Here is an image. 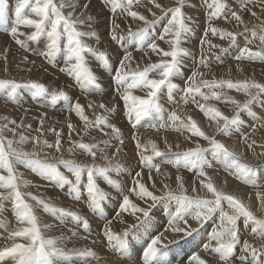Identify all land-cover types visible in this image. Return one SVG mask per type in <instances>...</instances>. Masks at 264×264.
<instances>
[{
    "label": "rangeland",
    "instance_id": "obj_1",
    "mask_svg": "<svg viewBox=\"0 0 264 264\" xmlns=\"http://www.w3.org/2000/svg\"><path fill=\"white\" fill-rule=\"evenodd\" d=\"M95 1L98 4V5L97 4L94 5L95 12L97 13L96 16H94V15H92V17L89 16V17H91L90 21L88 19L89 17L86 18L85 20H83V24H79L77 26V30L81 31V32L95 33L94 36L82 37L81 39H82L83 43L87 44L92 49L96 50L98 53L106 54V57H107L106 60H102V59L98 58L97 55H94L91 53H84L83 54L84 58H85V64L90 69V71L95 75L96 80H97L98 84L100 85V90H97L94 86L89 85L86 81H83V80L78 81L76 79L75 74L72 71L65 70V69H69V67H70V65L68 63H66V53L63 50V43L66 42V37H62V40H61L62 51L57 53V55L55 56V58L53 60L49 61L44 55L40 54V53L46 51V45L49 43L47 36L42 35L36 41H31L28 39V35H30V33L32 31H34V29H32L30 27L21 26L19 30L21 32H24L25 35L20 36L19 39L24 42V47H22L20 44H17L15 42V40L12 39V36L8 34V32L2 31V32H0V36L5 37V38L7 37L6 39L3 38V41H7V39H9L8 41L13 43L14 45L16 44L17 45V46L15 45L16 50H18L20 52H24V54H27L26 55L27 58L36 60V63H38L39 69L43 72L40 74V76H43L42 78H44V79L41 80L42 78H40V79L35 78L33 81L31 79V77L29 76L27 78V80L21 81L22 82L21 83L19 80L20 78H14V77L8 78L9 77L8 74H6L4 76V78L0 77V79H8V80H13V81L15 80V82L17 81V83H21V84L29 82V81L44 84L45 87L48 89V92L43 94V95H40V96L48 104L40 103V98H39V96L37 97L36 95H34L33 89L28 88V87H23V88H20L17 90V95H16L15 100H10L7 97L6 93L4 95H5V98H7V99L6 100L3 99L4 98L2 95L3 91H0V99L4 100L5 102L10 103V105L12 104L15 106H21V109H12V108H9L8 106H5L1 103H0V108H6V111L23 110L24 108H26L27 111L25 110L26 112L25 111L24 112L29 114L28 111H29V109L31 110L30 107H37L38 109H40V112H41L39 117H38L39 120H42V121L45 120L46 121L48 119V116L46 114H53L52 116H54V115L55 116L60 115L61 117L63 116L62 118L64 120H66V122L71 117L75 118V113H74L75 111H71L70 106L74 105L77 102L78 103L80 102L81 106L85 105L86 108L84 106L83 107L86 110L89 109V111H91V110L93 111V112H91L92 113L91 116L88 118L89 121L93 122V126L87 128V129L86 128L84 129L85 122L81 121V130L82 131L80 130V133L76 136V138L69 139L68 140L69 142L67 143L68 145L65 144V146H63V148L62 147L60 148V151L62 150L61 152L60 151L58 152L55 148V144H52V145H54L53 152L57 153L56 154V160H54L56 163H53V161H49L48 163L56 164L58 171L65 177V180L70 182V183L62 182V181H59L57 179L49 178V180L45 179L43 181L40 179V181H41L40 186L36 185V184H32L30 182L31 179L39 178V177H42L43 175H41L39 172L33 171L30 167H26L24 170H27V173L30 175L31 179L29 181L30 185L28 184L24 187V183L22 181V176H20V173L16 169L17 167L21 166L22 164H16L14 167H15V173L19 178L18 179L19 181H17L19 184V191L21 192L23 198L30 197L29 198L30 200H32V201L34 200L37 203L36 199H31L32 197H35L33 195L34 194L33 192L36 191V188H35L36 186H38V190L41 192L42 196H44V194H42L44 192V190H43L44 188L46 190H51L52 192L55 191V194L48 196L47 199L44 196L43 201L45 203L51 205V206H54L52 203L55 201L54 207L59 208V209H63L64 212H66V213L71 212V213L77 214L80 218L78 223L80 224L81 229L84 230V233L86 232L85 233L86 235H88V236H83L84 238H82V239H84V241L85 240L89 241L88 242L89 248H90L91 243L96 241L102 246L103 250L106 249L108 251V245L110 243L107 240V237L105 236L104 232L106 230L110 229L113 234L120 235L118 231H115V229L112 228V226H111L113 224L112 221L114 218H116L118 216L119 213H121L123 211V209H121V208H122L124 197L127 196L130 200L131 194L139 192V188L134 182L136 180H139V181H141L140 183H143V177L144 176H141V178L137 177L135 172L141 171V175H143V171L140 169V164L143 165L141 163L140 153L142 152L145 156H151L150 153L147 152L145 147H144L145 146L144 144H147V142H149L147 137H149L150 133L154 134L153 136H155L156 138H159V139H161L165 136H169L170 132H173L174 135H176V136L182 135V134H179L180 131H176V130H174V128H172L173 122L168 119L169 115L172 112H176L179 116H181V112L173 104V101L176 98L177 94H181L180 96H185V102H184L185 106L183 105L184 107L183 106L182 107L185 110H189L190 112H193L195 110L194 106H197V104L199 103V104L212 105L213 108H218V110L222 114H224L225 116H228L230 118L238 114L239 120H240V125H239V128H238V125L232 126V134H233V136H239L238 138H242V139H240L241 141H244V140L248 141L249 140V142L252 143V140H254L257 136L264 135V112H263L264 111V109H263L264 108V94L260 95L259 98L255 102H253L249 106L248 109L245 110V109L238 108L237 104H234L231 102L234 100V101H237L238 103H240V105H243L245 103V101H247L249 99V96L243 90H237V89L230 90L226 84L219 87V88H209V87L201 84L202 80L212 81L214 79V78L213 79L210 78L209 76L208 77L205 76L204 74L206 73V71L212 72V73H215V72L221 73V72H224V70L230 69L231 66L234 67V68L232 67V69L249 66V68L246 69L245 72H251L250 70H252V71H255L256 74L255 75H252V74L243 75V73H236V72L234 73V71L232 70V73H233L232 78H227V79L222 78L221 80H224V81L230 80L233 83L245 82V81L264 83V81L262 80V78L264 77V75L262 74V72L264 71V65H263L264 60L247 59V58L240 59V60L236 59V57L240 53V49L244 48V47L249 48L253 52L264 50V44H262L261 40H260V37L262 35H264V31H262V28H264V0H220L221 3H225L227 5L226 13L229 15V19H225L224 14H222L220 17H211L210 16V12L212 11V9H210L208 7V4L211 3V0H195L194 2H192L191 0H183V9L182 10L185 14L186 23L188 24L190 31L182 36V39L180 42V47L186 51V54H181L178 72L176 75H174L172 77V83L177 85V87L168 88L167 86H165V87H162L158 93V103L162 108V113L160 114V116H162V119L160 117H158L155 113H153L152 115H149L147 117H142L140 122L138 124H136L135 127H133V123L135 122V116L133 114V116L131 117V122H130V117L128 115V111L125 108V102L121 99V96L124 93L123 91L125 89H124V87H120L119 89H117V84L114 81L115 69L119 66L120 60L123 59L125 57V55H127L129 53V54H131L132 57L134 56L135 59L133 60V62H131V64H128L127 61H125V69H124V71L129 72L128 82L131 83V72H134L137 70L142 71L148 65L159 63L162 59H168V60L171 59L170 57H167V58L163 57L162 54L159 56V58L156 59V56L159 53L153 52L148 47V45L152 42H155V43L157 42V44L160 42L158 44L160 49H163L165 51L171 50V46H169L170 43L167 45L166 42H162V40L159 39L160 35L163 33L164 27L168 23L169 17L171 16L170 13L165 14V12L164 11L161 12V10L166 7L165 3H167L168 1H169L168 5L170 3L171 4L169 6H167L164 10L177 6V0H173V2H172V0H163V1L155 0V2H152V0H138L137 3L133 4V6L130 10L138 12L140 15H143L149 21H152V20L156 19L157 17H160V19L157 20V22L149 29V34L145 38L144 41H140L138 36H136V35H129V32L135 34L138 32L139 29L144 28L145 27L144 21L132 18L131 16L127 15V11L124 10L123 8H117L114 12L113 11V0H95ZM9 2H10L9 3L10 11L8 13V24H9L8 26L10 29V27L12 25V21L15 18V16H14L15 0H9ZM55 2L59 5L60 0H57V1L55 0ZM117 2L123 4L126 2V0H117ZM157 2H159V4L161 3L160 5H163V4L165 5L160 9V11L159 10L152 11L153 9L147 8L148 6H151L153 3H157ZM242 2L244 4L243 7H241ZM84 5L85 4H83V7H81L82 10H84ZM80 6H82V4ZM80 6H78V7H80ZM82 10L80 12H82ZM62 11L65 13V15H67L65 9H63ZM231 11H236L237 14L241 16L243 22L241 23V22L236 21L234 18H231L230 17ZM249 12H251V13H249ZM152 13H155L156 15L154 16ZM253 13H255V15H253ZM33 18H36V17H33ZM116 25H118L119 27H115ZM100 26H103V27L100 28ZM212 28H216L218 30L215 35H213V33L211 31ZM246 28L248 29V31H245ZM221 31L226 32V33L227 32L235 33L236 34L235 42L233 43L231 38L227 37V36L222 38L220 35ZM253 31H255V33H256L255 36H253V34H252ZM5 33H7V34H5ZM113 35H115L117 38L113 39ZM200 37H202V38H200ZM1 40H2V38H1ZM210 42L213 44L211 45ZM192 45H193V47H192ZM0 47L1 48L3 47L2 49L0 48L1 49L0 55L2 53L3 54L2 58L4 59L5 58L4 52L7 51V49H5V48H7V45L5 46L4 44L0 43ZM224 54L229 55L230 56L229 59L227 58V56L223 57ZM183 56H185L187 58H185ZM205 57L207 58L206 61L203 60V58H205ZM221 58L223 59L222 63H221ZM196 62L197 63L199 62V63L197 64ZM71 63H75V61H72ZM240 63H242V65ZM12 64L18 70L17 71L18 76L22 75L21 77H23V79L26 78V71H28V70L30 71V68L29 69L26 68V70H25L24 67L22 68L20 66L21 63H13L12 62ZM181 66H183L185 72H182ZM226 67H228V68L226 69ZM20 69H22L21 70L22 73H21ZM2 70H3V68H0V73L2 72ZM193 73H197V75L195 77V81L196 80L197 81H196V84H194L192 86H194V87L199 86L200 92L203 93L204 95L209 96V97H211L212 91H217V92L220 91L221 92V99H223L226 102L222 101L219 103V102H217L218 100L212 99V98H210L208 100H204L203 97L199 93H193V94H187L186 95V93L184 92V89H185V87L189 86V84H191V82L188 80V78H189V76H192L191 74H193ZM201 73L203 75H200ZM258 75H260V76H258ZM49 76L51 78L55 79V81H56L55 84L52 83L51 79L48 80ZM198 76H199V78H198ZM149 78L150 79H158L159 76L157 73L151 72V73H149ZM61 91L64 92L68 96V98H69L68 100H64L63 98H57L54 100L52 98V93H56L58 95L59 92H61ZM129 91H130L131 95H133V96L146 98L148 89L143 88L141 86V87L129 89ZM249 91L253 92V93L256 92L255 89H250ZM188 95L195 96V101L194 102L190 101L187 97ZM105 96H106V98H105ZM34 97H35V99H34ZM87 97L88 98L90 97L91 99L90 98L88 99ZM227 97H229V98L227 99ZM100 98L105 99V101H106L105 103H103V105H104L103 108L99 107L98 109H93L92 106H91V108H89V105H91L92 100H100ZM82 103H84V104H82ZM106 108L112 109V110L108 111ZM225 108H226L227 112L224 111ZM96 110L98 112H96ZM223 111H224V113H223ZM64 114H65V116H64ZM98 116L107 117L108 123L111 125H114L115 127H117L120 130L119 138H117V135L112 132V129L110 127H105L103 125H96L95 124V121H96ZM43 117L46 119H44ZM26 118L21 117V116H16V115L12 116L13 125H12L11 131L13 130V127H16L14 129L15 134L13 133V137H12L13 138L12 140L14 141L13 146L18 148V149H21L23 151L29 152V153L35 151L37 153V158L42 157V159H43L52 151V148L50 150L48 148V151H47L45 148L46 146L39 143V142L46 141V136L44 135L46 132L43 129L41 133L36 134L37 130H39V129H37L39 120L35 122L36 123V129H35L33 127V124H31L29 122L26 125L24 123H22L24 121V119H26ZM152 119L154 120V124L152 125V128H151V123L148 124V121L152 120ZM145 122H147L148 125H146ZM161 123L164 124L163 128L160 127ZM175 123H177V122H175ZM185 123H187V121H185ZM221 124H223V121L221 122ZM143 125H145V126H143ZM142 127L143 128L145 127V128L143 129ZM22 128H24V132L22 131ZM54 128H50V133H52V135L55 138L54 139L55 141L52 140L53 141L52 143H55L56 139H57L55 133H60V136L62 134V138L64 136H66V138L68 136L70 137L72 134V131L69 129H68V131H61L60 128H58V129L56 127H54ZM145 129L147 131H144V132L141 131V130H145ZM70 131H71V134H70ZM65 132H67V133H65ZM176 132H178V134ZM21 134H23L26 138L36 137L38 140L36 139L33 142H31V141L26 142L27 141V139H26V141L24 142L26 147L28 148L26 150L23 148L24 143H16L17 141H19ZM134 136H135V140L133 138ZM195 136L196 135L190 136L189 139H191ZM208 136H211V135L208 134ZM92 137L94 139H92ZM97 137H99V138H97ZM88 138H89L88 145H93V144L97 145V147L94 149L95 151H97L94 159L90 154L86 153L85 151H83L79 147L75 146V144L79 143V142H82V143L84 142V144H87V142L84 139H88ZM217 138L220 139L222 142H227V140H228V139H226V136H223V135H220ZM16 139H18V140H16ZM98 139H102V140L98 141ZM136 139L139 141V143L142 146L140 149H137ZM91 140H92V142H91ZM94 140H95V143H94ZM121 140L124 142L123 145H125V151L119 157L120 159L119 158L118 159L121 160V158L123 157V155L126 152L127 146L132 145V146H134V152L135 153L132 154L131 160L133 162H135L137 167L131 173V177L129 179L128 185H125L124 184L125 180L123 181L122 178L119 176L121 169L126 171V167L123 164H118V165H120L119 170H116L115 168H113V170H111L107 174V177L100 176V175L95 176L94 179H95V182H96L98 188L105 194V197H106L103 200V201H106V203L105 204L101 203V207L111 208L113 206L115 200L117 202L116 204L118 205V209L116 208V211H114L113 213L111 212L112 214H110V215L109 214H103V212L101 211V207L99 209L93 210L89 205V199H87V192L85 190V185L87 184V180L83 181L82 184L79 183V188H80L79 199H77L75 197V195L70 194V189H71L72 185H74L76 183V176L69 168L65 167L63 164H60L59 161L61 159L71 160V159H69L70 156L81 154L84 157H86L85 158L86 160L89 159L88 161L93 163L97 159V157L99 158L101 155H102L101 157L105 156L106 153L110 150H111L110 152H111L112 156H115V155H113V151L116 149L115 150L116 153H117V151L120 152V150L123 146V145H121L122 144L120 142ZM105 141H107V144L104 143ZM62 142H63V140L61 141V143ZM115 142H117L118 145L114 146ZM32 143H34V147H33ZM49 144H51V142H49ZM110 144L112 146H110ZM243 144H244L243 146L246 147L245 143H243ZM70 148L72 149L71 152H69ZM76 148H77V150H76ZM75 150H76V152L74 153ZM44 151H46V152H44ZM163 151H165V150H163ZM42 153L44 155H42ZM102 153H104V154H102ZM164 153H166V152H164ZM45 154H47V155H45ZM99 154H101V155H99ZM245 155L251 156L248 153H245ZM118 159H117V161H118ZM260 159H261V155L259 156V159H258L259 161H254V163L256 165H260L258 167V169H260V171L263 172L264 171V155H263L262 160H260ZM44 160L45 159H43V162H44ZM108 160L109 159H105L103 161V163L104 164L111 163L113 165H117V164H115V161H113L114 162L113 163V162H108ZM106 161H107V163H106ZM117 161H116V163H118ZM92 163L88 162L86 165H91ZM93 165L96 166V164H94V163H93ZM103 166L104 165L102 164L101 167H103ZM0 172H1L0 175L7 176L6 170L0 169ZM197 172H199V170ZM82 173L86 174V175H83L82 177H87L86 169L82 170L81 175H82ZM260 179H262V178H260ZM109 180L114 181L115 184L109 183ZM36 181H38V179H36ZM262 183L263 182L257 183L259 186L256 184L257 190L259 189V191H262V188H263ZM67 185H68V187H67ZM31 186H33V187H31ZM21 188H22V190H21ZM63 189H64V191H63ZM133 189H135V191H133ZM27 190H29V191H27ZM158 190L159 191L161 190L159 194H158V192H159ZM9 191L10 190L0 189V192H4L6 194ZM166 191L167 190L163 189V188L151 190V192H153V194L157 195V196H163L164 195L163 192L165 193ZM58 192L62 196H60ZM58 196L60 198H58ZM10 201H11V203H10ZM164 201L166 202L167 205L175 204V201H172V202H169L167 200H164ZM76 202L80 204L81 208L78 209V211L71 210ZM149 203L151 204V206ZM63 204H65V205H63ZM82 204L86 207H90L91 210L84 209ZM159 204H160V202H157L155 205H159ZM145 205H148V206L145 207ZM145 205H143L141 208L149 211L148 216H150L152 214V212L154 211L152 209V206H153L152 200L149 199L148 203H146ZM13 208H15L14 196L10 197L9 199L4 200L3 202H0V250H2L4 247L11 246L13 243H22L23 241H25L26 243L28 242L22 238H16L17 240L16 239H10V235L12 232L19 230L22 227L28 226L27 224L20 223V221L17 219L16 214L13 212ZM42 208H43V205H42ZM146 208H148V209H146ZM43 210H44V208H43ZM126 211L132 212V210L130 208ZM44 212L55 218V220H50V223L53 221L57 222L56 223L57 227L51 226L47 229H56V230H60L63 233H65V235L62 236V241H61L62 244H64L63 246H66V244H67V246L73 244L74 240H73V242H69L65 238V236L68 235L67 232H69L71 230V227H72V230L70 232H72L74 229L73 228L74 227L73 222H72L73 217L68 216V215H63L61 213H50V212H47L45 210H44ZM163 212L165 213V210ZM87 218H91V219L89 220ZM142 218H145V216L142 215ZM142 218L140 217V219H142ZM259 218H261V217H259ZM84 221H87V225H88L87 228L84 227V223H83ZM2 223L4 226L2 225ZM68 223L70 226L68 225ZM237 227H238L240 243L242 242V240L247 241V240L251 239V240H253L254 245L258 249H260L261 247H264V238L254 236L252 234V232H251L252 225L250 223L248 225H246L243 218H241L237 222ZM137 231H138V228L135 229V231H134L135 236H138L141 233L142 229L139 230L138 232ZM241 235H243V237H240ZM46 238H56V237L48 236ZM59 238H61V237H59ZM93 238H95V240ZM132 240L135 241V237L132 238ZM199 241L200 240H198L197 243ZM149 242L147 243V247H148ZM197 243L194 244L193 247L188 250L189 252L192 250H194V251L189 253L187 256H185L186 261L190 260L191 257L194 256L197 252H200V251H197V249H195ZM177 244L178 243H176V241H175L172 244H170L169 248L173 245L175 247ZM169 248L164 249V253ZM90 250L94 253V255L91 256L92 259H94V258L100 259L99 258L100 256L96 255L97 252L93 251L92 249H90ZM107 253H108V255H110V252H107ZM95 255H96V257H95ZM168 257H169V255H167V257L165 259H169ZM9 260H7L6 263ZM258 260H260V261L262 260L261 264H264V255L259 256ZM136 261L138 262L137 259H136ZM169 261H171V260H169ZM169 261H166L165 263L167 264ZM78 262H81V261L79 260ZM129 263H130V260L126 262V264H129ZM238 263H240V262H238ZM174 264H178V261L175 262Z\"/></svg>",
    "mask_w": 264,
    "mask_h": 264
},
{
    "label": "snow or ice",
    "instance_id": "obj_2",
    "mask_svg": "<svg viewBox=\"0 0 264 264\" xmlns=\"http://www.w3.org/2000/svg\"><path fill=\"white\" fill-rule=\"evenodd\" d=\"M138 0H126L125 3H119L117 0H113V11L117 8H123L127 11V15L132 18L139 19L144 21L145 27L138 30L137 33L133 34L129 32V35L138 36L140 41H144L149 34V29L160 19L149 21L143 15H140L136 11H131L134 3H137ZM155 2V0H152ZM244 4L242 2L241 7ZM77 7L76 4L72 3L71 0H60L59 5L55 0H15L14 6V16L15 19L12 21V25L9 29L8 27V13L10 11L9 0H0V31L8 32L9 35L15 40L17 44H20L24 47V42L19 39L20 36H24L25 33L21 32L19 29L21 26L30 27L34 29L28 35V39L31 41H36L40 36L46 35L49 43L46 45V51L40 53L44 55L49 61L53 60L57 53L62 51L61 40L62 37H66V42L63 43V50L66 53V63L70 65L69 69L72 71L78 81H86L89 85L94 86L97 90H100V85L98 84L95 75L90 71V69L85 64L84 53H91L97 55L98 58L106 60V54L98 53L96 50L92 49L87 44L83 43L82 37L94 36L95 33L81 32L77 30L79 24H83L78 16L74 17V11ZM89 4H85L84 8L87 9ZM156 8H162L159 3H155ZM208 7L212 9L210 12L211 17H220L224 14L225 19H229V15L226 13L227 5L221 3L220 0H211V3L208 4ZM71 9L67 12V15L62 11V9ZM183 0H177V6L162 9L165 14L170 13L171 18L168 20L167 25L163 29V33L160 35L159 39L164 40L167 43H170L171 50L165 51L160 49L158 44L152 42L148 47L153 51L159 54H162L163 57H170L171 59H162L159 63L150 64L142 71L137 70L131 72V83L128 82L129 72L124 71L125 61L131 59V54L125 55L123 59L120 60L119 66L115 69L114 81L117 84V89L124 87V93L121 96V99L125 102V108L128 111L130 117L135 116V122L133 127L136 126L141 120L142 117H147L155 113L158 117L162 119L160 114L162 113V108L158 103V93L162 87L167 86L168 88H175L177 85L172 83V77L177 74L180 62L181 54H186V51L180 47V42L182 36L190 31L188 24L186 23L185 14L183 12ZM83 13H81L82 15ZM155 16V13H153ZM255 15V13H253ZM36 17V18H33ZM230 17L234 18L238 22H243L240 15L236 11H231ZM89 21L91 17L88 18ZM115 27H119L116 25ZM213 35L217 33L216 28L211 29ZM245 31H248L246 28ZM264 31V28H262ZM253 36L256 35L253 31ZM221 37H230L233 43L236 40V34L231 32H220ZM167 37H171L170 40ZM117 37L113 35V39ZM261 43L264 44V35L260 37ZM261 59L264 60V50L253 52L249 48L244 47L240 49L239 55L236 57L237 60L240 59ZM27 59V58H25ZM206 57L203 60L206 61ZM75 61V63H71ZM7 71V69H5ZM155 72L158 74V79H150L149 73ZM197 73H193L192 76L188 78L191 82L189 86L185 87L184 92L186 94L199 93L204 100L210 98L220 100L221 94L217 91L211 92V97L204 95L200 92L199 86H192L196 84L195 77ZM200 75H203L202 73ZM201 83L204 86L209 88H219L223 85H227L229 89L243 90L248 96L249 99L245 101L243 105H240L237 101H231L234 104H237L238 108L248 109L249 106L255 102L260 95L264 94V83L257 82H236L232 81H217L213 79L212 81L203 80ZM143 87L148 89L147 97L141 98L138 96L131 95L129 89L136 87ZM23 87H28L34 90V95L39 96L48 92V89L44 84L38 82H27V83H17L13 80L0 79V91L6 93L7 97L10 100H15L17 95V90ZM250 89H255L256 92H250ZM52 98L55 100L57 98H63L68 100V96L64 92L52 93ZM202 111H205V114H213L212 119L223 121V124L219 126V131H222L224 134L228 133V130L233 125H238L240 123L239 115L233 117H228L223 115L219 110L215 108H208L205 110L203 104L197 105ZM91 108V105H89ZM100 107H104L103 104ZM71 111H75L76 115L85 122V128L93 126V122L89 121L88 117L84 115V111L80 103H75L70 106ZM111 111L112 109H107ZM4 119H7L4 117ZM168 119L173 122L172 127L176 131L187 130L193 133L196 136L202 137L203 139L209 142V148H201L197 146L195 149H190L182 153L175 154L176 158L173 161H166L173 164L174 167H179L183 165L186 168H198V176L204 177L200 181L202 187L206 188L209 193L212 194V199H202L199 196L191 197L185 194L184 185L181 177H177V182L179 184V193H175L172 190H168L164 193L163 196L154 195L153 192L149 191L143 183H140L139 180H136L134 183L138 186L139 192L137 195L143 198H150L155 205L157 202L162 200H167L169 202L175 201L177 207L176 212L173 215V220H179L184 218L185 214L193 215L198 222L206 221L214 214L219 213L220 224L217 229H214L210 234V240H215L216 245L212 247L211 244L204 245L205 249L211 248V250L218 254L219 260L223 264H232L233 261L239 260L240 264H261V261L258 260L259 256L264 255V247L258 249L253 244L245 241L242 247V253L238 257L234 256V248L238 242L239 233L237 222L243 218L246 225L249 223L252 225L251 232L254 236L264 238V218H257V216L249 210V207L245 205L240 199L231 194H226L222 190H218L214 187V184L210 177H207L206 172L204 171L205 167H211L210 161L207 159L206 154H210L213 159L217 161H223L229 169H235V174L238 179H243L245 183L253 184L254 180L252 179L254 173L252 168L249 165H245L239 162L237 159V153L233 150H230L225 144L218 141L213 137L207 136L201 129L197 126V123L192 120L191 117H188L187 123L179 116L176 112H172ZM175 122H179L178 124ZM96 125H103L105 127H110L112 132L117 135L119 138L120 130L111 125L107 121V117L98 116ZM6 127V125H5ZM160 127L163 128L164 124L161 123ZM69 129L72 130V125L69 124ZM3 129H0V169L6 170L7 176L0 175V189L10 190L7 194L0 192V202H3L6 199L14 196L15 198V209L17 219L22 224H27L28 226L22 227L19 230H16L11 233L10 239L22 238L27 243H13L11 246L4 247L0 250V264H6L7 260H12L14 264H65L67 259L72 254H78L81 256H93L94 253L91 250H86L85 252H78L75 249H64L59 245L62 241L61 238H45L42 235L41 227L39 226L38 218L34 214L32 207L27 204L19 191L18 176L15 174V165L23 164L30 167L33 171L39 172L43 176H47L52 179H57L62 182H68L65 180V177L58 171L56 164L47 163L41 161L37 158V153L26 152L21 149H18L13 146L14 141L6 139L2 135ZM15 134L14 130H12ZM57 140L55 142V148L57 151H60L61 148V139L60 133H55ZM70 138V137H69ZM135 139V136L133 137ZM26 137L21 134L19 141L16 143H24ZM37 138H33L35 141ZM123 143V141H120ZM48 148H52L54 145L47 144L46 141L39 142ZM107 144V141L104 142ZM137 149H140L142 146L137 140ZM151 143V142H149ZM76 147H79L86 153L90 154L93 159L96 156L95 148L97 145H88L82 142L76 143ZM169 151L171 146L169 145ZM251 147V145H249ZM152 156H145L142 152L141 163L148 167L150 170L155 168L159 172V165H154L152 160L154 157L163 156L164 153L157 150L155 143H151ZM72 149H69L71 152ZM60 164H63L65 167L69 168L76 176V183L72 185L70 189V194L75 195L77 199L80 197V175L82 170L87 171V184L85 185V190L89 197V205L93 210L99 209L101 207V202L106 198L105 194L98 188L95 182V176L100 175L107 177V174L115 168L116 170L120 169V165H111L109 164L106 167H99L95 165H82L72 160H63L59 161ZM137 177L141 176L140 172L136 173ZM151 179V176L149 177ZM70 183V182H68ZM109 183L115 184L114 181L109 180ZM154 186V185H153ZM168 186L165 185V188ZM135 191V189H133ZM193 192L196 191L195 187L192 189ZM38 204H42L45 211L50 213H61L63 215L72 216L75 220L79 221V216L75 213L64 212L63 209L56 208L51 206L44 201L39 200L36 197ZM257 199L261 201L262 207H264V193H257ZM227 203L228 207L232 209V213L224 211L223 204ZM131 209L133 213L142 212L145 217H148L149 213L147 210L138 208L136 205L132 204L127 196L123 199L122 209L128 210ZM194 210V211H192ZM84 227L87 228V221H84ZM185 223L187 221L185 220ZM50 225H44V228H49ZM175 231H184L186 235H189L185 229H175ZM105 236L109 243L116 249L125 248L128 244L127 236L128 231H125L124 234L115 235L111 232L110 229L105 231ZM160 243V237L154 238L151 243L148 244L144 252V264H150V261L158 253L157 245ZM192 260L198 262V264H210V261L202 259L198 255L191 257Z\"/></svg>",
    "mask_w": 264,
    "mask_h": 264
},
{
    "label": "bare ground",
    "instance_id": "obj_3",
    "mask_svg": "<svg viewBox=\"0 0 264 264\" xmlns=\"http://www.w3.org/2000/svg\"><path fill=\"white\" fill-rule=\"evenodd\" d=\"M161 1H163V0H161ZM191 1L194 2L195 0H191ZM71 2L77 5V7H76V9L74 11V17L73 18H75V17L78 16L81 20H85L89 16H91V17H92V15L96 16L97 13L95 12L94 5H96L97 3H96L95 0H72ZM172 2H173V0H172ZM86 3L89 4V7L87 9L84 8V10H82L81 7H83V4H86ZM157 3H159V2H157ZM168 3H169V1L167 3H165L166 4V7L171 4L170 3L168 5ZM81 4H82V6H80ZM78 6H80V7H78ZM161 6L163 7L165 5L163 4ZM147 8L153 9L152 11H154V10H156V11L159 10L160 11V9H161V8H157L156 9L155 8V3H153L151 6H148ZM81 10H82V12H80ZM65 11L67 13L68 11H71V9L65 8ZM161 12H162V10H161ZM81 13H83V14L81 15ZM249 13H251V12H249ZM170 17H169V19H170ZM102 27L103 26H100V28H102ZM0 32H2V31H0ZM5 34H7V33H5ZM1 38H2V40H1ZM3 38H5V37L0 36V43L4 44L5 46L7 45V48H5V49H7V51L4 52V54H5V56H4L5 58L4 59L2 58L3 57V54L1 53V55H0V68H3L2 72L0 73V77H3L4 78V76L6 74H8L9 75L8 78H11V77L20 78L19 79L20 82L21 81H24V80H27V78L29 76L31 77V79L33 81H34L35 78H38V79L42 78L43 76H40V74L43 73V72L39 69L38 63H36V60L27 58V56H26L27 54H24V52H20V51L16 50V48H15V45L16 44L14 45L10 41H8L9 39H7V41H3ZM200 38H202V37H200ZM167 39L170 40L171 37H168ZM162 42H165V41L162 40ZM166 44L168 45L169 43L166 42ZM212 44L213 43H211V45ZM192 47H193V45H192ZM160 55L161 54H158L157 55L158 57L156 56V59L159 58ZM226 56L229 59V57H230L229 55H226V54L223 55V57H226ZM183 57H185V56H183ZM25 58H27V59H25ZM185 58H187V57H185ZM134 59H135V57L134 56L133 57L131 56V59L129 61H127V63L128 64H131V62H133ZM222 61H223V59L221 58V63H222ZM12 62L13 63H21L20 66L22 68L24 67L25 70H26V68L27 69L30 68V71L29 70L26 71V78L23 79V77H21L22 76L21 74H20L21 76H18V74H17V71L18 70L12 64ZM240 64L242 65V63H240ZM232 67L233 66H231L230 69L224 70V72H221V73H219V72L218 73H216V72L215 73H212V72L206 71V73L204 75L207 76V77L209 76L210 78H212V79L214 78L217 81H219L222 78H225V79L232 78V74H233L232 73V70L234 71V73L235 72L236 73H243V75H245V74L255 75L256 74L255 71H252L250 69L249 70L251 72H245L246 69L249 68V66L235 68V69H232ZM181 68H182V72H185L183 66H181ZM227 68L228 67H226V69ZM5 69H7V71H5ZM21 70L22 69H20V71ZM21 73H22V71H21ZM262 74L264 75V71L262 72ZM258 76H260V75H258ZM198 78H199V76H198ZM43 79L44 78H42L41 80H43ZM50 79H51L52 83H54V84L56 83L55 79L54 78H51L49 76L48 80H50ZM262 80L264 81V77L262 78ZM230 90H232V89H230ZM4 94H5V92H3V94H2L3 97H4L3 99L6 100L7 98H5V95ZM220 94H221V92H220ZM180 95L181 94H177L176 95V98L174 99L173 104L181 112V117L183 118V120L184 121H187L188 117H191L192 120H194L197 123V126L201 129V131H203L207 136H208V134H210L211 136H209V137H213V138L217 139L220 142H222V141L220 139H218L217 137H219L220 135L226 136V139H228L227 142H222V143L225 144L230 150H233V151H235L237 153V159L239 160L240 163L251 166L252 172L254 173L252 179L254 180L255 185L257 183H259V182H263L262 183L263 188H262V191H259V189L257 190V185L258 184L256 186H253V184L245 183L243 179H238L237 176H236V174H235V169H229L222 160L221 161H217V160L213 159L210 154H206V155H207V159L211 163V167H205V169H204V171L207 174V177H210L211 178V180H212L215 188H217L218 190H222L226 194L234 195L235 197H237L238 199H240L245 205H247L249 207V210L252 211L257 216V218H259V217L264 218V207H262L261 201H259L257 199V193H264V171L263 172L260 171V169H258V167L260 165H256L254 163V161H259L258 159H259V156L260 155H261V159L260 160H262V158H263V155H264V146H263L264 145V135H259L255 139L253 138L254 140H252V143H251V142H249V140L248 141L247 140L241 141L240 139H242V138H238L239 136H233V134H232V126L229 128L228 133L227 134H224L222 131H218L219 125L221 124L222 121H219V123H218L217 122L218 121V118H217V120H213L212 119V115L213 114L206 115L205 114V111H202L198 106H194L195 110L193 112H190L189 110H185L183 108L185 106L184 105L185 96H180ZM187 97H188V99L190 101H192V102L195 101V96L188 95ZM39 98H40V103H42V104H48L46 101L43 100V98L40 95H39ZM105 98H106V96H105ZM228 98L229 97H227V99ZM34 99H35V97H34ZM222 101H224V100L223 99H220L217 102L220 103ZM105 102H106L105 99H102V98H100V100H92L91 101V106L93 107V109H98L100 107V105L103 104V103H105ZM224 102H226V101H224ZM0 103L3 104V105H5V106H8L9 108H12V109H21V106H15V105H12V104L10 105V103L5 102L2 99H0ZM82 104H84V103H82ZM197 105H199V103ZM203 105L205 106V110H207L208 108H213L212 105H207V104H203ZM83 106L85 107V105H83ZM84 107H83L84 115H86L89 118L91 116V114H92L91 112H93V111L92 110L89 111V109L86 110L85 109L86 107L85 108ZM30 108H31V110L29 109V111H28L29 114L25 113L27 111L26 108H24L23 110H12V111H6V108H0V129H3L2 134L6 137V139H10V140L13 139L12 138L13 137V132L11 131L12 125H13V122H12L13 121V119H12V116L13 115L21 116V117H25V118L28 116L26 119H24V121L22 123H24L26 125L29 122V123L33 124V127L36 129V123L35 122L39 120L38 117H39V115H40L41 112H40V109H38L37 107H30ZM215 109L218 110V108H215ZM224 111L227 112L226 108L224 109ZM224 111H223V113H224ZM96 112H98V111L96 110ZM74 113H75V118H72L71 117L67 122H66V120H64L62 118L63 116L61 117L60 115H57V114H56L57 116H55V115L52 116L53 114H46L48 116V119L46 121L45 120L44 121H42V120H39L38 121L37 129H39V130H37V133L36 134L41 133L42 130L44 129L45 132H46L44 135L46 136V142H47V144H49V142H51V144H55V143H52L53 141H55L54 140L55 138L52 135V133H50V128L56 127L57 129L60 128L61 131H68L69 124H71L72 125V130H71L72 131V134H71V131H70V134H71L70 138H69V136L67 138H66V136H64L62 138V134L60 136L61 141L63 140V142L61 143V147L63 148V146H65V144H67L69 142L68 140L69 139H72V138H76V136L80 133V130H81V119L76 115V112H74ZM64 116H65V114H64ZM4 117H6L7 119H4ZM44 119H46V118H44ZM145 123H146V125H148L149 123H151V128H152V125L154 124V120L153 119L152 120H149L148 121V124H147V122H145ZM177 124H178V122H177ZM5 125H6V127H5ZM239 125H240V123L238 124V128H239ZM143 126H145V125H143ZM15 128L16 127H13V130ZM84 129H85V127H84ZM22 131L24 132V128H22ZM141 131L144 132V131H147V130L145 129V130H141ZM65 133H67V132H65ZM176 133L178 134V132H176ZM179 134H182V135L176 136V135H174L173 132H170L169 133V136H165V137L159 139V138H156L155 136H153L154 134H151L150 133L149 137H147L149 142L155 143V145L157 147V150H159V151H161L163 153L164 152H166V153H164L163 156L154 157L153 160H152V163L154 165H156V164L159 165V172H157L155 170V168H153V169L150 170L144 164L143 165L140 164V169L143 171V175H141V176H144L143 177V184L145 185V187L149 191L163 188V189H166L167 191L168 190H172L173 192H175V193L178 194L180 189H179V184L177 182V177L179 176V177L182 178V182H183V185H184V189L186 190L185 191V194L186 195L191 196V197L199 196L202 199H212L213 198L212 197V194L209 193L206 188L202 187V185L200 183V181L202 179H204V177H199L198 176V172H197L199 170L198 168L189 169V168L184 167L183 165H181L179 167H174L172 163L166 162V161H173V160H175V158H176L175 154L182 153V152L187 151V150H190V149H195L197 146H199L201 148H209V142L207 140L203 139L202 137L195 136V137L189 139L190 136H194V134L191 133V132H189V131H187V130L180 131ZM33 138H36V137H33ZM33 138L32 137L27 138V141L26 142H28V141L33 142L34 141ZM89 138L88 139H84L87 142V144H88ZM97 138H99V137H97ZM92 139H94V138L92 137ZM16 140H18V139H16ZM99 140H102V139H98V141ZM136 141H137V139H136ZM91 142H92V140H91ZM149 142H147V144H144L145 145L144 147H145L146 151L149 152L150 155L152 156L153 153H152L151 143H149ZM94 143H95V140H94ZM243 143H245L246 147L243 146L244 145ZM123 144H124V142L121 145H123ZM32 145L34 147V143H32ZM116 145H118L117 142L114 143V146H116ZM169 145L171 146V150L170 151H169V147H168ZM249 145H251V147H249ZM110 146H112V145L110 144ZM53 147H52V151L48 155L45 154L47 156L43 158V159H45L44 162H47L48 163L49 161H53V163H56L54 160H56V154L57 153H54L53 152V150H54ZM23 148L26 149V150L28 149L26 147L25 143H24V147ZM45 148L48 151V147L46 146ZM50 149L51 148H49V150ZM76 150H77V148H76ZM76 150L74 151V153L76 152ZM115 150L113 151V155H115V156H112V154L110 152L111 150H110L103 157H101L102 155L99 154L101 156L99 158L97 157V159L93 163L96 164V166H99V167H101L102 164L104 165L103 167H106V166H108L111 163L104 164L103 161L105 159H109L108 162L115 161V164H123L126 167V171H124L123 169H121V171L119 173V176L122 178L123 181L125 180L124 184L125 185H128L129 179L131 177V173L137 167L136 164H135V162H133L131 160L132 159V154L135 153L134 152V146H132V145H128L127 146L126 152L123 155V157L121 158V160H119L120 159L119 157L124 153V151H125V145L122 146L120 152L117 151V153H116ZM163 150H165V151H163ZM44 152H46V151H44ZM95 152H97V151H95ZM245 153H248L251 156L245 155ZM102 154H104V153H102ZM42 155H44V154L42 153ZM38 158L41 161H43L42 157H38ZM85 158L86 157H84L81 154H77V155H73V156H70L69 157V159H71V160H73V161H75L77 163H80L82 165H86L88 162L89 163H92V162L88 161L89 159L86 160ZM117 159H118V161H117ZM116 161L118 163H116ZM93 163L91 165H93ZM106 163H107V161H106ZM111 165H113V164H111ZM113 166H115V165H113ZM26 167H28V166L22 164L21 166H19V167L16 168L18 170V172L20 173V176H22V181L24 183V187L26 185H28V184L30 185L29 181L31 179L30 178V175L27 173V170H24ZM135 173H137V172H135ZM140 173H141V171H140ZM83 175H86V174L85 173H82V175L80 176V184H82L83 181L87 180V177H82ZM141 176H140V178H141ZM150 176H151V179H149ZM260 178H262V179H260ZM36 179H38V181H36ZM40 179L42 181L45 180V179H48L49 180V177L42 176V177H39V178H33V179H31L30 182L32 184H36V185H39L40 186L41 185ZM165 185H167L168 187L165 188ZM31 187H33V186H31ZM67 187H68V185H67ZM193 187H195V189H196L195 192L192 191ZM35 188H36V191L33 192L34 193L33 195L36 198H38L39 200H41V201H43V197L44 196L47 199L48 196H51V195H54L55 194V191L52 192L51 190H46L44 188L43 189L44 192L42 193V194H44V196H42L41 195V192L38 190V186H36ZM21 190H22V188H21ZM27 191H29V190H27ZM63 191H64V189H63ZM160 191L158 192V194L160 193ZM137 193L138 192H136L134 194H131L130 201L132 202V204H135L138 208H141L143 205H145L146 203H148V201H149L150 198H143V199H141L137 195ZM163 194H164V192H163ZM59 195L62 196L60 193H59ZM29 198L30 197H25L24 200H25V202L27 204H29L32 207V209L34 211V214L37 216L38 222H39V226L41 227L42 235L45 238L48 237V236L56 237V238H59V237L64 236L65 233H63L60 230L44 228V225L56 226V223L57 222L53 221V222L50 223V220H55V218L52 217V216H50V215H48V214H46L44 212V210L42 208V204H37L34 200L32 201ZM58 198H60V197L58 196ZM87 199H89L88 194H87ZM10 203H11V201H10ZM101 203L102 204H105L106 201H103ZM116 203L117 202L115 200V202H114V204H113V206L111 208H108V207L107 208H103V207H101V211L103 212V214H109L110 215L114 211H116V208L118 209V205ZM52 204L55 206V201ZM65 204H63V205H65ZM82 206L86 210L87 209L91 210L90 207H86L83 204H82ZM147 206L148 205H145V207H147ZM150 206H151V204H150ZM176 207H177L176 203L175 204H169V205H167L166 202L164 200H162V201H160V204L159 205H153L152 206V209L154 211L152 212V214L150 216L145 217V218H142V215H143L142 212H135V213H133V212H130V211L123 210L121 213L118 214V216L116 218L113 219V221H112L113 224L111 226H112L113 229H115V231H118L121 236L124 234L125 231H128V236H127L128 244H127V246L125 248H122V249H116L111 244H109L108 245V251L106 249L103 250L102 246L98 242H96V241L93 242V243H91L90 248H89V243H88L89 241H86V240L84 241V239H82V238H84L83 236H88V235H86L85 234L86 232L84 233V230L81 229V226L78 223V221H76L74 218H72V222H73V226H74L73 228L74 229H73L72 232H70L72 230V227H71V230L70 231L68 230L69 231V232H67L68 235L65 236V238L69 242H73V240H74V242H73V244L68 245V246H67V244H66V246H63L64 244H62V242H60L58 246L66 249V250H68V249H75V250H78V252H85L88 249L89 250L92 249L93 251L97 252L96 255H99L100 256L99 257L100 259H98V258L92 259L91 256H81V255H78V254H72V255L69 256V258L67 259V261L65 262V264H126V262L129 261V260H130V263L129 264H144V252H145V250L147 248V243L151 239L153 240L156 237H160V243L157 245L158 253H157V255L155 257L152 258V260L150 261V264H166L165 262L166 261H169V260H171V261H169L167 264H174L177 261H178V264H198V262L195 261V260L190 259V260L186 261V258H185V256H187L189 253H191V252L194 251V250H192V251L189 252L188 250L190 248H192L193 245L196 244L198 240H200V241L197 243L195 249H197V251H200V252H197L195 255L200 256L202 259H205L206 261H210V264H223V262L219 260L218 254L214 253L211 250V248H209V249L206 250L205 247H204V245L208 244L210 241H211L210 244H211L212 247H215V245H216V241L215 240H210L209 238H210V234L213 232V230L214 229H217L218 226H219V224H220V216H219V213L214 214L208 220L202 221V222H198L194 218L193 215H188V214H185L184 218H182V219L173 220V215L176 212ZM80 208H81L80 204L76 202L75 205L72 207L71 210L78 211V209H80ZM223 208H224V211L228 212L229 214L232 213V209H230L228 207V205H227L226 202L223 204ZM146 209H148V208H146ZM162 210L163 211L165 210V213ZM192 211H194V210H192ZM13 212L16 214V209L15 208H13ZM140 217L142 219H140ZM87 219L90 220L91 218H87ZM185 220L187 221V223H185ZM2 225H3V223H2ZM68 225H69V223H68ZM137 228H138V231L141 230V229H142V231H141V233L138 236H135L134 231ZM175 229H185L190 234L189 235H186L184 231H175ZM134 237H135V241L132 240V238H134ZM240 237H243V235H241ZM93 239L95 240V238H93ZM151 241L149 243H151ZM175 241L178 244L175 247L173 245V246H171L169 248L170 244H172ZM244 242L245 241L242 240V242L240 243L239 238H238V242H237V244H236V246L234 248V256L238 257L239 255L243 254L242 253V247H243V243ZM247 242H249V243H251V244L254 245V242L251 239L250 240H247ZM22 243H26V242L23 241ZM166 248H169V249L164 253V249H166ZM107 252H110V255H108ZM96 255H95V257H96ZM167 255H169V257H168L169 259H165L167 257ZM136 259L138 260V262L136 261ZM79 260L81 262H78ZM238 262H240V261L239 260H235V261L232 262V264H240ZM6 264H14V262L12 260H9Z\"/></svg>",
    "mask_w": 264,
    "mask_h": 264
}]
</instances>
